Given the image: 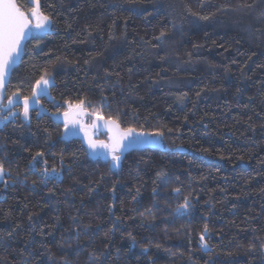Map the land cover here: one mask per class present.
Instances as JSON below:
<instances>
[{"label": "trees", "instance_id": "1", "mask_svg": "<svg viewBox=\"0 0 264 264\" xmlns=\"http://www.w3.org/2000/svg\"><path fill=\"white\" fill-rule=\"evenodd\" d=\"M38 2L5 97L47 73V111L164 148L114 162L103 131L0 111V264H264V0Z\"/></svg>", "mask_w": 264, "mask_h": 264}, {"label": "snow or ice", "instance_id": "2", "mask_svg": "<svg viewBox=\"0 0 264 264\" xmlns=\"http://www.w3.org/2000/svg\"><path fill=\"white\" fill-rule=\"evenodd\" d=\"M29 4L32 6L25 12L17 6L15 0H0V89L4 87L6 76L15 60L20 56L22 41H24L29 34L31 27L45 29L50 24V19L41 11L38 0H29ZM50 80L51 78L47 73L42 75L35 83L32 98L25 97L23 99V115L25 119L28 118L31 103L40 91H46ZM16 95V93H13V97ZM13 97L8 98L9 105L13 104ZM83 103L84 101H81L79 104L75 105V108L81 109ZM71 107L72 105H70V108ZM64 115L68 117L69 113L65 112ZM3 119L6 120L7 117ZM108 123L112 125L116 124V122L112 120H109ZM133 131V129H127L125 136L131 135ZM123 138V136H114L110 138L112 139L111 145L100 142L101 146L111 148L112 160L114 162L120 160V156L116 153L120 150L121 140H123ZM90 146L95 147L96 145L90 144ZM3 172V166L0 165V178L3 177ZM205 231H207V226H205ZM201 240L203 241V236H201Z\"/></svg>", "mask_w": 264, "mask_h": 264}, {"label": "water", "instance_id": "3", "mask_svg": "<svg viewBox=\"0 0 264 264\" xmlns=\"http://www.w3.org/2000/svg\"><path fill=\"white\" fill-rule=\"evenodd\" d=\"M15 3H16V1H15ZM32 30L39 31L41 29L31 27L29 34L26 36L24 41H22L20 56L15 60V62L12 65L8 75L6 76L4 87L2 89H0V111L1 112H5V111L9 110L12 106H20L21 107V113H23V99L25 97L18 98L17 96L13 97V95L5 97V86L8 82V79H9V76H10L12 69L14 67H16L21 60V57L23 54L24 43L30 37ZM32 94H33V91H32ZM32 94L30 96H27V97L32 98ZM9 97H13V104H11V105L8 104V98ZM37 97H38V95H37ZM37 97L33 100L29 109H37L38 111H42L43 113L48 114L56 122H61V123L66 124L67 121H70V119L72 117H74V118L76 117V119H78L80 121V124L75 123V122H73L72 124H76V125L82 124V125H85L86 127H90V128L105 132L106 143L108 145L112 144V139H110V138H112L114 136H123L124 138H123V140H121L120 150L117 153H127L131 150L143 149V148H151V149H162V148H164V143H163L159 134H151V133L146 132V131L136 130L132 127L122 128L119 125V123L117 121L113 120L112 118H106V117L97 116V115H92L90 120L87 123H84L83 121L80 120V118H83V113H81V114H76V113L73 114L72 113V114H69L68 117H65V115H63L61 113H59V114L51 113V112L47 111L45 109V107H43L40 104ZM66 112H68V110H66ZM109 120L115 121L116 124L115 125L109 124L108 123ZM117 126H118V131H117ZM127 129H133L134 131L131 133V135L125 136ZM109 149L111 150L110 147H109Z\"/></svg>", "mask_w": 264, "mask_h": 264}, {"label": "flooded vegetation", "instance_id": "4", "mask_svg": "<svg viewBox=\"0 0 264 264\" xmlns=\"http://www.w3.org/2000/svg\"><path fill=\"white\" fill-rule=\"evenodd\" d=\"M31 109H29V111H30ZM65 112H66V110H64V111H61V112H59V113H61V114H65ZM68 113L69 114H74V113H76V114H80V113H78V112H74V111H70V110H68ZM73 122H75V123H78V124H80V121L78 120V119H76V117L74 118V117H72L71 119H70V121H67V128H68V130H73V128L75 127L74 126V124H72ZM84 122V121H83ZM82 125V124H81Z\"/></svg>", "mask_w": 264, "mask_h": 264}]
</instances>
